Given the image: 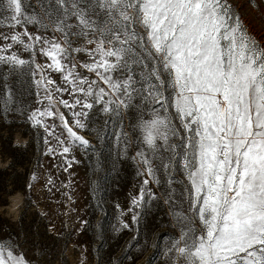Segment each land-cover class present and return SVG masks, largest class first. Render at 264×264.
<instances>
[{"label":"snow or ice","instance_id":"6c2138e0","mask_svg":"<svg viewBox=\"0 0 264 264\" xmlns=\"http://www.w3.org/2000/svg\"><path fill=\"white\" fill-rule=\"evenodd\" d=\"M27 6L22 0H0V23L7 9L12 26L38 24L62 33L61 42L26 28L11 36L17 43L27 36V49L42 42L39 51L51 60L47 68L64 74L72 91L85 97L72 104L61 99V104L90 110L91 97L102 111L118 113L139 96L159 105L151 108V118L140 117L150 155L137 156L153 178L152 158L165 171L177 157L182 161L192 216L177 214L186 223L169 249L173 264H264V46L247 32L230 0H37L40 13L32 15L24 11ZM73 37L82 43L74 46ZM77 53L87 55L80 67L96 80L80 77L75 62L71 67L64 62L75 61ZM25 63L15 54L0 55V64ZM35 83L48 100L47 108L32 114L41 125L37 117L57 115L49 87L55 81L41 72ZM165 85L172 90L169 96ZM170 104L180 128L169 114ZM73 115L76 125L85 127L80 117L87 112ZM59 117L74 141L89 144L63 113ZM57 142L63 153L70 151ZM14 247L0 241V264H29Z\"/></svg>","mask_w":264,"mask_h":264},{"label":"rangeland","instance_id":"374dc122","mask_svg":"<svg viewBox=\"0 0 264 264\" xmlns=\"http://www.w3.org/2000/svg\"><path fill=\"white\" fill-rule=\"evenodd\" d=\"M24 3L28 15L40 13L37 0ZM230 3L247 32L264 46V0ZM10 15L3 10L0 49L6 50L0 55L15 54L27 63L0 64V241L14 245V254H23L29 264H173L169 249L186 223L177 214L192 216L182 161L177 157L174 167L165 171L159 159L152 158L153 178L137 156L141 151L150 155L138 127L140 117L151 118V108L159 105L137 96L131 107L104 112L102 104L88 97L93 103L90 110L80 105L65 107L61 99L72 104L75 98L85 97L72 91L64 74L47 68L51 60L39 51L45 45L41 42L27 49V36H22L23 43L11 39L25 28L52 42H61L62 33L38 24L12 26ZM73 41L74 46L82 43L75 37ZM8 44L12 46L6 48ZM87 61L86 54L77 53L75 61L70 57L64 62L69 67L75 62L80 77L96 80L94 73L80 67ZM41 72L55 81L49 87L57 115L37 117L44 122L37 125L33 112L48 107L43 87L35 83ZM57 87L68 91L56 92ZM171 91L165 85V95ZM82 111L87 112L80 117L83 128L76 125L73 115ZM168 111L180 128L171 104ZM59 113L88 145L73 140ZM57 138L70 148L68 153L62 152ZM173 142L179 141L174 138Z\"/></svg>","mask_w":264,"mask_h":264}]
</instances>
